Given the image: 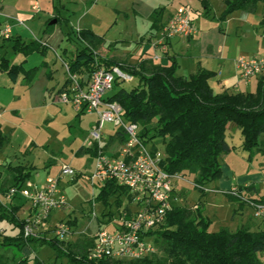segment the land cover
<instances>
[{
  "label": "trees",
  "instance_id": "16d2710c",
  "mask_svg": "<svg viewBox=\"0 0 264 264\" xmlns=\"http://www.w3.org/2000/svg\"><path fill=\"white\" fill-rule=\"evenodd\" d=\"M259 2L264 4V0H225V7L217 19L223 21L235 10L254 11ZM152 13L150 28L158 29V8ZM54 18L58 22V17ZM260 23L264 25V15ZM65 25L67 27L65 37L70 39L74 34V37L82 43L80 47L74 49L72 55H68L67 59L62 61L67 63L68 72L76 74L83 84L99 67L108 69L119 66L123 71L128 72L132 79L135 78L136 84L129 89L120 87L123 80L115 79L104 100L119 104L124 123L137 124L139 141L152 153L158 151L161 154L160 166L165 172L169 175L181 174L192 177L193 186L198 190L200 198L206 194L205 185L221 175L219 157L229 153L233 147L225 138L228 125H234L239 130L242 136L240 146L243 149L260 147L261 138L264 137L262 78L256 79V87L252 92L224 89L214 93L208 83L213 76L212 71L198 69L195 73L184 77L177 73L178 64L172 56L168 57L167 65L153 64L145 60L135 64H124L96 53V47L104 41L101 35L86 28L75 31L67 22ZM46 32H49L48 28L43 31ZM4 39L11 41L14 52L24 56L33 52L44 56L50 49L47 43L41 41V37L30 41H23L18 36ZM41 66L46 68L45 73L51 79L52 69L49 62L42 61L39 66L26 69L23 62L15 64L10 63L4 56L0 58V70L5 71L12 81L16 80L19 73H23L26 84L33 80ZM68 83L66 74L56 90V96L66 90ZM76 114L84 113L76 112ZM115 128L114 134L109 137V142L111 144L115 142L119 146L128 140V135L121 125ZM4 140L5 136L0 126V148ZM159 144L164 146L163 154L158 149ZM99 147L105 150L107 146H100L94 141L91 147H80L78 152L84 150L91 157H95ZM9 169L13 173V183L10 186H19L30 178L35 168L32 165H16L9 166ZM250 188V186H238L239 191ZM226 196L230 201L235 202L236 197L229 192H226ZM111 197L117 207L121 206L124 199H127L126 203L128 200L132 201V195L126 187L109 179L99 186L89 203L93 206L94 202L99 201L102 205L108 206ZM200 198L194 209L187 205H171L165 213L164 221L143 234L147 240L159 246L161 255L152 252L153 254L135 259L106 256L99 260H90L87 257L88 249L92 244L90 237H81L67 244L66 241L54 237L25 236L24 218L17 216L20 206L24 204L22 201L17 204L12 201L9 204L0 202V220L8 221L17 229L13 235H6L0 231V247L23 248L33 241L45 243L52 247L56 256H65L68 264H264L262 260L264 222L253 213L254 218L259 221L254 228L247 220L234 230L222 226L217 231H210L211 220L203 213ZM252 203H264V194L253 199ZM126 208L125 206L123 210L130 214L131 209ZM63 220L72 230L77 224L76 218L70 215ZM98 221L101 223V219ZM29 260H31L29 256H24L14 264H27ZM0 264L10 263L3 261L0 254ZM32 264L42 263L34 257Z\"/></svg>",
  "mask_w": 264,
  "mask_h": 264
},
{
  "label": "rangeland",
  "instance_id": "374dc122",
  "mask_svg": "<svg viewBox=\"0 0 264 264\" xmlns=\"http://www.w3.org/2000/svg\"><path fill=\"white\" fill-rule=\"evenodd\" d=\"M115 1L9 0L10 3H19L25 6L27 12L30 14L29 17L24 15L25 18H23L26 26L31 30H26L23 33L27 41L40 37L44 29L48 28L51 31L55 27H60L64 31L65 37V32L67 31L65 24L67 22L74 29L78 24L88 26L118 49L134 52L136 50V43L131 39H121L120 26L122 28L123 23L116 20V12L113 9L116 4ZM168 1H171V6L187 2L186 0ZM152 2H155V5L166 4V0H152ZM33 4L35 5L32 10ZM195 6V10L191 9V16L196 17L195 19L198 20V23L203 21L205 26H207L213 20V15L220 14L223 3L220 0H213L211 3L212 9L208 15H206L207 12L200 1H195ZM198 11H202L200 13V15L203 14L202 18L199 17ZM31 14H35V18L31 19ZM55 16L58 17V22L55 21V23L49 24L52 19H55ZM31 32H33L34 36ZM68 45L80 47L82 43L72 34L70 39L64 38L57 53L49 49L45 56L37 52H33L27 56L13 52L9 42L5 47L0 49V55L9 59L10 63L18 64L23 62L24 68L27 69L39 66L43 60H46L50 61L52 69V78L49 82V87L51 88L46 94L45 103L34 109H32V106H28L25 95L18 102H11L14 93L19 92L24 94L26 83L23 73H19L17 80L12 81L5 71L0 70V124L2 134L5 136V140L0 148V202L9 204L3 196L8 187L13 183V173L9 169V166L32 165L35 169L29 180L41 183L44 182L47 176L56 177L63 164L71 165L75 169L76 175L73 177L63 176L59 181V186L63 191L64 197H66L67 203L63 208L57 209L55 213L56 218L61 217L63 219L68 214L76 218V226L64 240L67 244H71L78 238L90 237V234L97 227L106 226L111 229L112 227L109 225L110 220H116L120 215V211L125 206L127 207L126 209L133 210L136 208V205L131 200H128L126 203L127 199H124L121 206L117 207L113 197L109 199L110 204L108 206L102 205L99 201L94 202L93 206L89 203V200L99 189L98 184L91 185L84 177L85 174L92 171L94 160L84 150L78 152V149L85 144L92 145L94 143V140L89 135V130L95 116L94 114L77 115L70 106L55 100L56 90L66 75L64 63L61 61L59 54H62L61 50ZM107 50H110L109 45L103 46L101 49L98 47L95 49V51H99L100 53H104ZM188 70L189 68H187ZM187 71L184 73L185 77L189 76ZM180 72L182 73V71ZM136 82L135 78L130 81H123L120 83V87L129 89ZM112 127L111 124H105L103 130L111 131ZM225 138L229 145L233 147L229 153L219 157L222 171L218 179H224L225 176H234L238 184H242L243 182L255 183H249L250 189L239 191L238 194H241V196L233 195L236 197L237 200L235 199V202L239 206L246 207V218L251 221L254 228L259 221L254 219L252 200L264 194V137L261 138L260 147L251 150L243 149L240 146L242 136L239 130L237 129L236 131L235 126L230 125L225 132ZM112 146L118 147V144H113ZM163 147L162 144L158 145V149L162 154ZM218 179L212 180L205 185L206 194L200 198L198 190L193 186L191 176L181 175L180 178H174V192L172 194L173 197H171V205H187L194 209L196 202L200 198L202 203L200 207L211 220L210 231H217L221 226H226L230 229L236 228L240 224L241 217L239 214L231 217L235 203L229 202L226 196V192H228L230 187L220 186ZM258 181L261 182L257 183ZM173 198H177V201ZM21 199L13 198L11 201L17 204L16 201H20ZM22 200L24 204L20 206L17 212L19 218H24L29 208L28 202L24 199ZM108 212L109 214H107ZM91 219L96 220V224L91 225ZM98 219H101V223ZM252 219L254 220L252 221ZM0 231L6 235H13L17 232V229L8 221L1 219ZM50 234H47V236ZM152 245L154 247L153 253L161 255L159 246L153 243ZM0 254L3 257V261L10 264L16 263L24 256H29L31 259L27 264H32L34 257L41 261L42 264H68L65 256H56L51 246L45 243L40 244L37 241L30 242L23 248L1 246ZM262 260L264 261V255L262 256Z\"/></svg>",
  "mask_w": 264,
  "mask_h": 264
},
{
  "label": "built area",
  "instance_id": "2783aa9c",
  "mask_svg": "<svg viewBox=\"0 0 264 264\" xmlns=\"http://www.w3.org/2000/svg\"><path fill=\"white\" fill-rule=\"evenodd\" d=\"M189 12L186 5H180L160 26V40L157 45L161 51L166 49L168 39L174 36L187 37L194 32ZM10 33L8 24L0 26V40L9 37ZM154 58H158V55ZM64 67L69 83L66 90L56 96V100L70 105L78 113L96 115L95 123L89 131L90 137L100 145L105 124L114 127L121 125L128 135V140L118 147H109L105 150L99 147L94 157L92 171L84 177L91 185L100 186L111 179L118 185L126 187L136 208L131 210L130 214L121 210L116 220L109 221L111 229L106 226L97 227L90 234L92 244L87 257L90 260H99L106 256L135 259L150 254L154 252V247L143 234L164 221L165 213L171 207L173 179L180 178L181 174L169 175L165 172L160 166L161 154L158 151L152 153L139 141L137 124L124 123L119 104L104 100L115 79L123 81L132 79L128 72L119 66L108 69L99 67L83 84L76 74L68 72L67 63H64ZM235 68L237 83L249 84L257 78L264 80V53L238 57L235 60ZM75 175L76 171L71 165L63 164L56 177L47 176L41 183L27 179L19 186L8 187L3 195L7 203L16 197L24 199L29 204L23 224L25 236H50L58 240L67 238L72 231L69 224L60 219L50 225L49 217L54 210L63 208L67 203L59 186L60 178ZM228 192L234 196H241L238 194L237 185H232ZM252 205L254 216L264 222V203Z\"/></svg>",
  "mask_w": 264,
  "mask_h": 264
},
{
  "label": "crops",
  "instance_id": "0c3cea01",
  "mask_svg": "<svg viewBox=\"0 0 264 264\" xmlns=\"http://www.w3.org/2000/svg\"><path fill=\"white\" fill-rule=\"evenodd\" d=\"M186 1V3H180L177 6H171V1L168 0H166L165 5H155V2H152V0H116V4L114 5L113 9L116 12V20L123 23L122 28L120 26L121 39H131L134 41L136 43V50L134 52L120 50L116 46L111 45L110 42H107L106 38H103V43L97 47L101 49L103 46L109 45L110 50H107L104 53L96 51V53H99L98 55L101 56L113 58L124 64H135L140 60H145L153 64L167 65L169 64L168 57L172 56L178 63V74L184 77V73H186L187 68H189L187 71L189 75L195 73L198 69L212 71L213 76L208 80V83L214 93L221 92L224 89L234 92L254 91L256 87V80H252L249 84L237 83L235 60L241 56L251 57L264 53V25H261L260 23L264 15V4L259 2L254 11L235 10L228 14L223 21H219L217 19L219 14L213 15V20L210 21L209 25L205 26L203 21L198 23V20L195 19L196 17L194 18L191 16V11L196 9L195 1H200L201 5H203L205 11L207 12L206 15H208L212 9L211 3L213 0ZM220 1L223 3V8L221 9L222 11L225 7V0ZM34 5L35 4L32 5V10L34 9ZM180 5H186L189 8L194 32L187 37L174 36L168 39L166 49L161 51L157 45V42L160 40V26L167 21V19ZM156 8L159 10L158 29L150 28L151 22L153 20L152 12ZM198 12L197 13L199 17L202 18L203 14L200 15L202 11ZM24 15H27V17L30 15L29 12H27L25 6H22L19 3H10L9 0H0V26L8 24L10 26V36L12 38L18 36L21 40L27 41L26 38H24L23 33L26 32V30H31L24 22ZM30 18H35V14H31ZM82 28L90 29L88 26H84L83 24H78L75 29L72 27V29L75 31ZM31 33L33 34V32ZM40 37L41 41L47 43L50 46V49L56 53L65 38L64 31L60 27H55L49 32L42 33ZM8 42L11 47V41L8 39L0 40V49L5 47ZM75 48L76 46H65L64 50H61L62 54H59L61 61L66 60L68 55H72V52ZM155 55H158V58H154ZM45 70L46 68L44 66L39 67L33 80L29 84H25L24 94L19 92L14 93L11 98V102H18L25 95L28 106H32V109L44 104L46 94L51 88L49 87L50 79L47 77ZM180 71H182V73ZM94 116L95 118L90 125V129L96 120V115L94 114ZM229 126L230 125H228V127ZM115 129L116 128L113 126L111 131H106L105 129L103 130L100 146L106 145L107 147H113L112 145L116 144L115 142H112V144L109 142V137L114 134ZM235 129L237 131V128ZM92 145L85 144L81 147L87 148L91 147ZM91 159L94 160V157H91ZM261 181H258L257 183H260ZM218 183H220V186L224 185L225 187H231L232 185L249 186V183L255 184L254 182H243L242 184H238L236 182V177L234 176H225L224 179H218ZM173 192L174 190L171 193L172 197ZM173 199L177 201V198ZM228 201L235 203L231 217H233L235 214H239L241 217L240 224L247 221L248 219L246 218L245 214L246 207H241L237 202H232L229 199ZM16 202L20 203L21 200ZM55 213L56 210L50 214V225L61 219V217L56 218ZM68 216L69 214L66 217ZM207 217L209 218V216ZM254 219H252V221ZM90 224H96V220L91 219Z\"/></svg>",
  "mask_w": 264,
  "mask_h": 264
},
{
  "label": "water",
  "instance_id": "95a60500",
  "mask_svg": "<svg viewBox=\"0 0 264 264\" xmlns=\"http://www.w3.org/2000/svg\"><path fill=\"white\" fill-rule=\"evenodd\" d=\"M56 19H52L49 24L55 23Z\"/></svg>",
  "mask_w": 264,
  "mask_h": 264
}]
</instances>
